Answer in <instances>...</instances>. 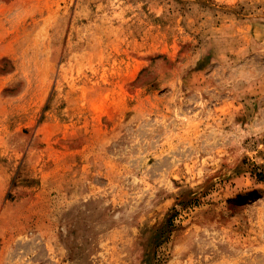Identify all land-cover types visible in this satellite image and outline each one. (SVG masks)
<instances>
[{"label": "rangeland", "instance_id": "rangeland-1", "mask_svg": "<svg viewBox=\"0 0 264 264\" xmlns=\"http://www.w3.org/2000/svg\"><path fill=\"white\" fill-rule=\"evenodd\" d=\"M0 264H264V0H0Z\"/></svg>", "mask_w": 264, "mask_h": 264}, {"label": "trees", "instance_id": "trees-1", "mask_svg": "<svg viewBox=\"0 0 264 264\" xmlns=\"http://www.w3.org/2000/svg\"><path fill=\"white\" fill-rule=\"evenodd\" d=\"M194 203L195 202H193V201L188 202L187 204L180 203L179 206L184 205V207H189V206H193ZM171 212H172L171 217L168 219V222L166 225V228L169 230V232H172L174 230V228L176 227V219H177L178 214H179V211L176 208H173ZM164 238H167V237H164Z\"/></svg>", "mask_w": 264, "mask_h": 264}]
</instances>
